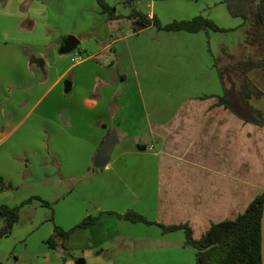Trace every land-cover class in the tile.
<instances>
[{"label":"crops","instance_id":"0c3cea01","mask_svg":"<svg viewBox=\"0 0 264 264\" xmlns=\"http://www.w3.org/2000/svg\"><path fill=\"white\" fill-rule=\"evenodd\" d=\"M2 1L7 10L13 0ZM13 2L16 14L2 13L14 22L5 28L27 34L38 21L57 19L64 33L34 46L0 43V177L16 186L0 192V205L33 196L51 204L34 199L21 208L0 238V264H196L185 230L165 233L159 223H187L200 238L264 191V124L212 97L225 94L221 43L206 31L150 25L135 32L134 20L103 11L82 19L87 0ZM71 35L80 42L64 68L55 43L61 49ZM77 53L84 60L75 63ZM113 129L119 142L98 168L95 157ZM129 210L150 223L118 216ZM89 216L98 220L78 226ZM56 225L73 229L64 255L46 244ZM18 243L25 253L39 249L41 261L17 255Z\"/></svg>","mask_w":264,"mask_h":264},{"label":"trees","instance_id":"16d2710c","mask_svg":"<svg viewBox=\"0 0 264 264\" xmlns=\"http://www.w3.org/2000/svg\"><path fill=\"white\" fill-rule=\"evenodd\" d=\"M103 13H107L108 19H117L125 17L117 12L115 5L109 4L107 0H96ZM133 2L136 0H125ZM227 8L232 16L241 17L243 25L248 26L245 29L247 42L257 47L261 59L240 60L235 67L228 71L220 69V74L225 83V94L223 96L212 95L217 98L219 105L233 111L247 122L263 125L264 121L258 117L256 109L244 96V91L236 89L235 82H232L230 75L239 79L240 75L248 76V72L256 66L264 63V0H225ZM134 20L133 30L138 32L150 25L156 26L159 30L176 32H200V31H226L228 29L219 26L211 18L205 15H198L187 20H174L163 24L156 14L150 17L148 13L137 7H132L130 13L126 16ZM240 72V74H238ZM227 75V79L224 80ZM248 78V77H247ZM232 82V87L228 88L226 84ZM262 94L261 92L259 93ZM2 177H0V192L9 189ZM39 199L45 206L51 204L41 197L33 196L23 201L21 204L10 206L8 204L0 205V218L5 221L0 229V238L9 235L19 219L21 208L33 201ZM264 204V191L259 194L248 206L247 210L235 219H226L224 221L213 223L210 228L200 237L196 238L192 227L187 223L166 225L159 223L165 233L185 230L186 245L196 248V264H262L261 253V219ZM122 219L132 222L150 223L147 218L129 210L125 214H118ZM98 217H87L78 226L88 227L94 224ZM73 229L64 230L56 225L54 233L47 239L48 245L54 250L63 251L66 248V240L70 237Z\"/></svg>","mask_w":264,"mask_h":264},{"label":"rangeland","instance_id":"374dc122","mask_svg":"<svg viewBox=\"0 0 264 264\" xmlns=\"http://www.w3.org/2000/svg\"><path fill=\"white\" fill-rule=\"evenodd\" d=\"M13 1L17 3L18 0ZM13 1H11L12 3H9L7 5V10H5V3H2L3 1L0 0V43L4 42L3 40L6 38V40H14L11 43L16 42V40H22L26 44L34 46V44L43 43V40L46 37H49V40L51 36H53V39H56L64 33V30L57 19H52L49 25H44V23H40L38 21L35 30L27 34H25L26 32L24 31L20 32L18 30V33L11 28H5L12 27L14 23L13 21L6 22L5 20H3L2 16V13L4 11H9L11 12V14H16ZM87 1L88 2L84 7L86 8V10L80 11L82 19H100V17L104 14H102V9L100 7L94 6L93 3H96V0ZM107 1L109 2V4L115 5L117 7V12L124 15L125 17L130 13L131 8L134 6L143 11H153L163 24L170 23L174 20L191 19L201 14L211 18L219 26L228 29L226 31H213L210 29L206 31L207 33H210L212 35V41H214V43H221L216 61L219 65V68L224 72L228 71L232 67H235L240 60L262 58L257 47L247 42L246 31L242 29V18L234 17L231 15L227 8L225 0H143L138 1V3H136L137 1L128 3L125 0H119V2L118 0ZM151 2L153 4H151ZM63 16L73 17V15L69 14L68 11H65ZM247 27L248 26H246V29ZM131 28L133 30V27ZM55 44L57 47V57H60L61 59V66H63L64 68L71 66V57L74 55V53H60L58 52L60 50V47L58 46L59 44ZM178 62L181 63L180 59ZM247 75L249 80L259 91L258 93L250 91L249 93H245L244 96L247 101H249L251 104L255 103V105L261 109V111L258 109V116L259 118L264 120V63L251 69ZM72 76L73 73H71L66 80L72 81ZM236 80L239 79L236 78ZM231 87L232 84L230 88ZM260 92L262 93L261 95L259 94ZM21 161L25 164V167L28 166L29 160L26 158V156H24L23 159L21 158ZM7 185H11V187L7 189L8 191L16 190V186L10 183H8ZM46 244L48 245L47 242ZM21 248H23L22 244L18 243L17 255L21 256L22 253V255L27 260H32L37 263L39 260L41 261L43 256L41 255V258L38 259L36 254L39 249H37L34 254V251H28L27 253H25L21 250ZM57 252H60L62 253V255H64L63 251L61 250H58ZM12 257L13 259H15L16 256L13 255Z\"/></svg>","mask_w":264,"mask_h":264},{"label":"water","instance_id":"95a60500","mask_svg":"<svg viewBox=\"0 0 264 264\" xmlns=\"http://www.w3.org/2000/svg\"><path fill=\"white\" fill-rule=\"evenodd\" d=\"M79 42L80 40L76 36L74 35L69 36L67 42L61 47L60 52L72 53L77 48ZM226 79L227 76H225V80ZM231 84H232L231 82L228 83L227 87L230 88ZM65 85H66V91L67 92L70 91L72 85L71 81L69 80L65 81ZM250 91H253L254 93H258L259 90L254 86L253 83H250L247 92L249 93ZM118 142H119L118 133L115 129H113L105 138L99 152L95 157L94 164L96 167L101 168L107 165V163L111 158V153ZM261 253H262V264H264V204H263V213L261 219Z\"/></svg>","mask_w":264,"mask_h":264},{"label":"flooded vegetation","instance_id":"af4514ba","mask_svg":"<svg viewBox=\"0 0 264 264\" xmlns=\"http://www.w3.org/2000/svg\"><path fill=\"white\" fill-rule=\"evenodd\" d=\"M238 74H240V72H238ZM227 76V75H226ZM231 78H232V82H235V85H236V89H241L244 91V95L245 93H248L247 92V89L249 87V84L252 83L249 78H247L245 75H240L239 77V80H235L236 78L233 76V75H230ZM231 82V83H232ZM239 82V83H238ZM253 92V91H251Z\"/></svg>","mask_w":264,"mask_h":264},{"label":"built area","instance_id":"2783aa9c","mask_svg":"<svg viewBox=\"0 0 264 264\" xmlns=\"http://www.w3.org/2000/svg\"><path fill=\"white\" fill-rule=\"evenodd\" d=\"M84 60V57L81 55V54H79V53H77L73 58H72V61L73 62H75V63H77V62H81V61H83ZM154 149V147H150V150L152 151Z\"/></svg>","mask_w":264,"mask_h":264}]
</instances>
